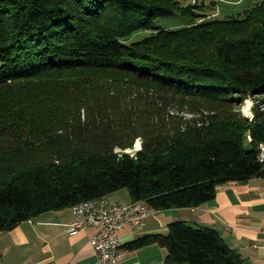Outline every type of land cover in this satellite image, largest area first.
<instances>
[{"label": "trees", "instance_id": "obj_1", "mask_svg": "<svg viewBox=\"0 0 264 264\" xmlns=\"http://www.w3.org/2000/svg\"><path fill=\"white\" fill-rule=\"evenodd\" d=\"M197 8L0 0V232L122 189L163 211L264 178V0L226 19ZM175 18L186 25L155 26ZM146 95L153 112L132 104ZM248 100L252 118L241 110ZM151 245L167 250V264H244L215 230L185 222L125 248Z\"/></svg>", "mask_w": 264, "mask_h": 264}, {"label": "crops", "instance_id": "obj_2", "mask_svg": "<svg viewBox=\"0 0 264 264\" xmlns=\"http://www.w3.org/2000/svg\"><path fill=\"white\" fill-rule=\"evenodd\" d=\"M111 204L133 203L129 192L106 197ZM78 218L72 208L44 213L14 230L0 232V264H92L96 251L93 226L70 235ZM174 222L215 230L244 264H264V178L232 182L217 190L215 199L197 208L154 211L140 225L126 228L121 236L128 244L146 236L167 235ZM167 250L151 245L132 251L125 248L119 264H167Z\"/></svg>", "mask_w": 264, "mask_h": 264}, {"label": "built area", "instance_id": "obj_3", "mask_svg": "<svg viewBox=\"0 0 264 264\" xmlns=\"http://www.w3.org/2000/svg\"><path fill=\"white\" fill-rule=\"evenodd\" d=\"M248 138L249 141H252L250 135ZM258 159L264 166V144L258 147ZM220 188L221 186L217 190ZM72 209L81 220L69 226L68 232L70 235L78 234L89 226L97 229L91 241L97 259L92 264H119L125 255L122 232L130 226L140 225L154 212L145 201L121 206L111 204L106 197L83 202Z\"/></svg>", "mask_w": 264, "mask_h": 264}, {"label": "rangeland", "instance_id": "obj_4", "mask_svg": "<svg viewBox=\"0 0 264 264\" xmlns=\"http://www.w3.org/2000/svg\"><path fill=\"white\" fill-rule=\"evenodd\" d=\"M180 2L185 7L193 6V5L204 7L205 9H201V10L198 8L195 9V12L199 14H205L207 15V17H210L212 19H215L216 17L218 19H226L228 17H233V16L234 17L243 16L245 11L258 6L263 2V0H180ZM215 2L216 4H214ZM184 25H186V21L183 18H175V19H167V20L160 19L155 23L156 28L161 30H177L183 27ZM152 33H153L152 30L139 32L134 36H132L128 41H126V43L131 44L142 41L143 39L149 37ZM147 98L148 96L146 95V98L142 97L140 101L136 103L132 102V104L135 106V109L143 106L151 110L149 106V100ZM249 102L252 103V108H253V102L250 100L246 101L241 107L242 113L245 117H247L245 115V108ZM151 112H153V110H151ZM169 113L171 115L182 112L178 109L177 106H172L169 108ZM181 115L188 116L189 114L184 112ZM137 143H139V148L137 147ZM141 149H142V140L138 139L135 143L134 148L126 152L129 153L131 156H135L139 151H141ZM118 152L121 153V150H118ZM121 191L128 192V190L126 189H122Z\"/></svg>", "mask_w": 264, "mask_h": 264}, {"label": "bare ground", "instance_id": "obj_5", "mask_svg": "<svg viewBox=\"0 0 264 264\" xmlns=\"http://www.w3.org/2000/svg\"><path fill=\"white\" fill-rule=\"evenodd\" d=\"M245 115L248 117V118H252L253 117V114H252V103L249 102L245 108ZM137 147L139 148V143H137ZM139 150V149H137Z\"/></svg>", "mask_w": 264, "mask_h": 264}]
</instances>
